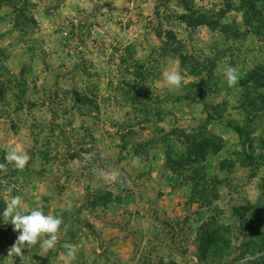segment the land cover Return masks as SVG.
Returning a JSON list of instances; mask_svg holds the SVG:
<instances>
[{"label":"rangeland","instance_id":"rangeland-1","mask_svg":"<svg viewBox=\"0 0 264 264\" xmlns=\"http://www.w3.org/2000/svg\"><path fill=\"white\" fill-rule=\"evenodd\" d=\"M0 163L63 220L0 264H264V0H0Z\"/></svg>","mask_w":264,"mask_h":264},{"label":"clouds","instance_id":"clouds-1","mask_svg":"<svg viewBox=\"0 0 264 264\" xmlns=\"http://www.w3.org/2000/svg\"><path fill=\"white\" fill-rule=\"evenodd\" d=\"M223 75L229 87L235 86L238 82L237 69L231 65H227L223 69ZM182 75L175 69L164 70L162 72V80L166 86L170 88H179L182 82ZM30 156L25 153L19 145L12 147L7 151L5 160L7 164H11L15 169L22 170L27 165ZM6 169L5 163H0V171ZM115 179V173L110 174ZM13 188L11 186L4 189L0 196L8 197L5 204L6 207L2 213V219L14 226V230L19 233L15 243L8 251V258L13 255L23 257V249L31 248L39 243L43 252L53 250L59 239V232L63 223L61 216L46 215L41 208L29 209L23 204V197L19 194L11 195ZM71 204L68 210H71ZM6 223V224H7ZM63 248L66 250L62 254L65 264H70L75 259L78 247L75 244L65 243Z\"/></svg>","mask_w":264,"mask_h":264},{"label":"trees","instance_id":"trees-1","mask_svg":"<svg viewBox=\"0 0 264 264\" xmlns=\"http://www.w3.org/2000/svg\"><path fill=\"white\" fill-rule=\"evenodd\" d=\"M254 103V102H253ZM194 143L195 144H193V145H195V146H197L198 148H200L201 147V145H198L197 143H196V141L194 140ZM203 144H206V143H203ZM207 145L208 146H211V141H207ZM203 147H205V145L203 146ZM207 153V152H206ZM205 152L203 153V155H205L206 154Z\"/></svg>","mask_w":264,"mask_h":264}]
</instances>
